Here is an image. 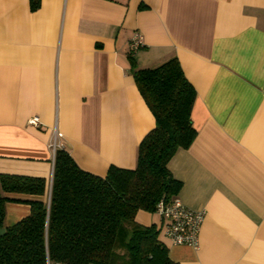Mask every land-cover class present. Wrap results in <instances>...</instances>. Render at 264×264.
I'll list each match as a JSON object with an SVG mask.
<instances>
[{
	"label": "crops",
	"instance_id": "1",
	"mask_svg": "<svg viewBox=\"0 0 264 264\" xmlns=\"http://www.w3.org/2000/svg\"><path fill=\"white\" fill-rule=\"evenodd\" d=\"M30 5L0 0V174L43 177L48 190L54 139L92 174L134 168L155 120L132 69L176 57L195 90V136L168 168L175 196L204 219L196 247L159 240L178 264H264V0ZM135 29L145 45L131 56ZM29 212L7 202L5 226ZM135 220L161 223L145 210Z\"/></svg>",
	"mask_w": 264,
	"mask_h": 264
},
{
	"label": "trees",
	"instance_id": "2",
	"mask_svg": "<svg viewBox=\"0 0 264 264\" xmlns=\"http://www.w3.org/2000/svg\"><path fill=\"white\" fill-rule=\"evenodd\" d=\"M39 2L31 0V9ZM132 74L155 120L138 145L136 166L111 165L98 176L81 169L60 147L48 190L43 177L0 174V228L7 202L30 205L29 214L0 235V264H46L47 259L59 264H178L159 240L158 227L138 223L135 215L154 212L160 199L170 200L181 188L168 162L195 136V90L176 57L152 68L134 67Z\"/></svg>",
	"mask_w": 264,
	"mask_h": 264
},
{
	"label": "built area",
	"instance_id": "3",
	"mask_svg": "<svg viewBox=\"0 0 264 264\" xmlns=\"http://www.w3.org/2000/svg\"><path fill=\"white\" fill-rule=\"evenodd\" d=\"M142 33L135 29L128 41V52L131 56L135 55L144 47ZM32 124L37 123V118L32 119ZM56 137V136H55ZM53 150L58 149L59 145L54 139L51 143ZM161 220L159 234L174 245H198L199 232L204 219V211L193 210L182 203L177 196L165 201L160 199L154 211ZM46 264L51 263L48 259Z\"/></svg>",
	"mask_w": 264,
	"mask_h": 264
},
{
	"label": "water",
	"instance_id": "4",
	"mask_svg": "<svg viewBox=\"0 0 264 264\" xmlns=\"http://www.w3.org/2000/svg\"><path fill=\"white\" fill-rule=\"evenodd\" d=\"M7 230V227L6 226H3L0 228V235H3Z\"/></svg>",
	"mask_w": 264,
	"mask_h": 264
}]
</instances>
